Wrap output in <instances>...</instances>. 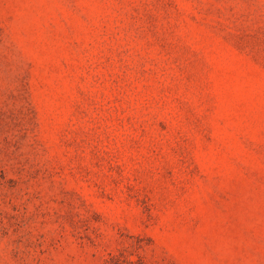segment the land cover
<instances>
[{"label": "rangeland", "instance_id": "obj_1", "mask_svg": "<svg viewBox=\"0 0 264 264\" xmlns=\"http://www.w3.org/2000/svg\"><path fill=\"white\" fill-rule=\"evenodd\" d=\"M0 264H264V0H0Z\"/></svg>", "mask_w": 264, "mask_h": 264}]
</instances>
